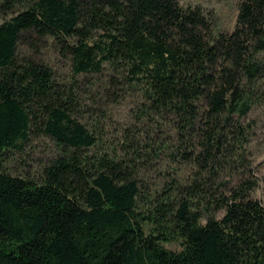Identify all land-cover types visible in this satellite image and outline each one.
<instances>
[{
	"label": "trees",
	"instance_id": "trees-1",
	"mask_svg": "<svg viewBox=\"0 0 264 264\" xmlns=\"http://www.w3.org/2000/svg\"><path fill=\"white\" fill-rule=\"evenodd\" d=\"M50 41L70 80L39 55ZM108 70L98 93L77 78ZM129 91L107 138L100 107ZM263 104L264 0H239L231 32L178 0H0V264H264ZM42 140L37 172L5 168ZM161 166L154 191L143 174Z\"/></svg>",
	"mask_w": 264,
	"mask_h": 264
},
{
	"label": "rangeland",
	"instance_id": "rangeland-1",
	"mask_svg": "<svg viewBox=\"0 0 264 264\" xmlns=\"http://www.w3.org/2000/svg\"><path fill=\"white\" fill-rule=\"evenodd\" d=\"M182 5H199L206 10L214 11L219 19L221 29L227 32H231L236 24L238 15V4L239 0H178ZM53 42H47L45 46L41 48L40 56L43 61L48 64L57 74L60 80L66 81L70 80L73 76L71 70V64L68 57L63 56L58 49L52 44ZM32 56L35 55L33 51L29 50L28 45L20 46L18 51V56ZM111 74V70L106 71L101 75H88L77 76L80 81H85L88 79L94 84V91L98 93L99 89L102 88L103 81L107 80V76ZM102 90V89H101ZM115 92L113 89L111 94ZM113 97V95H111ZM138 96L135 92L129 91L126 93L124 100L117 103L112 98L101 106V109L107 113V119L104 124L108 125L109 134L107 138H113L116 134V129L123 127L130 120L129 113L135 106ZM105 103V102H104ZM250 119L253 120L255 124V136L249 147L250 153L252 154L251 160L253 167L256 171V175L262 181L260 182V187L255 191L254 195L264 204V104L257 107L252 111ZM87 121V120H86ZM96 121L91 119L88 123L90 128L98 130ZM54 145L51 141H40L32 147L26 155L12 154L9 160L2 162L5 168L12 174H34L40 167L47 163V160L52 157L54 153ZM167 167L161 166V168H156L153 171H146L143 174L145 183L148 186L156 187L154 191H158L163 187V180H158L159 177L165 178V171ZM171 170V169H170ZM219 214L217 216H221ZM166 248L172 251H178L179 245L177 243H170L166 245Z\"/></svg>",
	"mask_w": 264,
	"mask_h": 264
}]
</instances>
